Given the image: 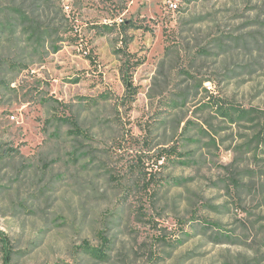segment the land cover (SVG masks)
Returning a JSON list of instances; mask_svg holds the SVG:
<instances>
[{
    "label": "rangeland",
    "instance_id": "rangeland-1",
    "mask_svg": "<svg viewBox=\"0 0 264 264\" xmlns=\"http://www.w3.org/2000/svg\"><path fill=\"white\" fill-rule=\"evenodd\" d=\"M0 237L7 264H264V0H0Z\"/></svg>",
    "mask_w": 264,
    "mask_h": 264
},
{
    "label": "trees",
    "instance_id": "trees-1",
    "mask_svg": "<svg viewBox=\"0 0 264 264\" xmlns=\"http://www.w3.org/2000/svg\"><path fill=\"white\" fill-rule=\"evenodd\" d=\"M22 20H23L22 26H23L24 32L28 36H30L31 38H40L42 36H47V35L51 34V29H50V27L48 25H44L41 28L37 27V26H33L32 20H29V19L27 20L26 16H24V14L22 16ZM114 25H115V23H111L110 26H114ZM119 25H121L123 28H125L124 21H123V23L121 21V23ZM129 26L131 27V26H135V25L130 24ZM124 43H125V45H127V41H124ZM121 72H122L123 82H124V84L126 86V89H129L131 87V85H127V78L125 77L124 70L121 69ZM70 122H71L72 125L76 126V123L74 121H70ZM0 240H1L2 244H3L2 245L3 252H4L3 253L4 257L3 258L5 260V264H7L8 260L11 258V251L8 250V248H7V246H8L7 239L0 237ZM97 252H99V254H104L102 251H98L97 250Z\"/></svg>",
    "mask_w": 264,
    "mask_h": 264
},
{
    "label": "built area",
    "instance_id": "built-area-1",
    "mask_svg": "<svg viewBox=\"0 0 264 264\" xmlns=\"http://www.w3.org/2000/svg\"><path fill=\"white\" fill-rule=\"evenodd\" d=\"M170 6L175 7L176 5L174 3H170Z\"/></svg>",
    "mask_w": 264,
    "mask_h": 264
}]
</instances>
